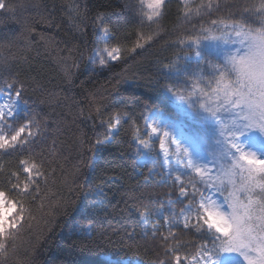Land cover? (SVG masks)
Here are the masks:
<instances>
[{
  "label": "trees",
  "instance_id": "1",
  "mask_svg": "<svg viewBox=\"0 0 264 264\" xmlns=\"http://www.w3.org/2000/svg\"><path fill=\"white\" fill-rule=\"evenodd\" d=\"M200 2L189 0V7ZM220 2V11L185 19L182 0H166L163 17L152 22L139 15V0H5L14 12L0 10V65L10 70L3 75L19 74L27 88L28 104L23 112L35 115L45 131L29 149L0 152V184L9 171L22 173V159L43 163L46 177L37 180L39 193L21 197L9 192V196L29 203L31 216L26 214L24 227L14 241H8L14 248L7 264H151L164 258L161 242L144 229L129 207L132 201L127 194L138 184L144 185L137 189L148 194L144 203L164 205L167 210L168 201L177 199V189L165 182L159 160L154 164L138 161L133 124L142 132L144 117L152 110L175 114V104L180 102L166 93L165 85L187 90L190 84L184 76H170L164 65L197 67L196 49L187 46L188 37L204 41L207 33L203 30L213 27L211 21L237 18H230L229 12L243 7L258 9L262 0ZM69 8L77 9L79 20ZM142 10L148 11L146 6ZM49 13L58 28L41 22ZM101 14L115 33L110 46L119 44L122 49L121 59L105 66L92 59L93 51L102 45L96 19ZM74 21L81 24L83 32L73 27ZM29 28L35 31L29 32ZM221 30L213 28L217 35ZM49 37L53 42H46ZM66 45H75L72 57L78 66L73 67L72 60L64 63L63 58L69 55ZM200 68L206 79L212 78V69L204 68L203 62ZM37 83L43 88L36 87ZM115 113L121 114L120 125L106 141V122ZM185 123L188 131H200L197 122ZM98 140L102 143L97 144ZM152 168L155 171L150 177ZM25 178L22 174L21 179ZM97 184L103 187V201L92 194ZM89 220L93 228L86 229ZM158 221V233L165 232L163 220ZM181 238L200 239L186 232Z\"/></svg>",
  "mask_w": 264,
  "mask_h": 264
},
{
  "label": "snow or ice",
  "instance_id": "2",
  "mask_svg": "<svg viewBox=\"0 0 264 264\" xmlns=\"http://www.w3.org/2000/svg\"><path fill=\"white\" fill-rule=\"evenodd\" d=\"M139 3L142 18L156 22L163 17L166 0H139ZM182 3L185 19L220 11L223 7L220 0H201L195 8L189 7V0ZM144 6L148 11L142 10ZM0 10L13 13L14 7L0 0ZM69 11L80 19L77 9L69 8ZM233 16L237 18L211 21L213 27L203 30L207 33L203 37L207 44L200 37L187 38V46L196 49V68L178 63L164 65L170 76H184L190 84L187 90H174L165 85L166 93L180 102L176 104L175 114L154 112L144 117L146 129H150L144 138L133 124L136 154L141 161L155 163L152 142L153 137L159 139L163 166L168 170L165 182L177 189L176 201L168 203L183 205L166 211L164 205L145 204L148 194L137 191L144 187L139 184L127 194L132 201L129 207L144 228L150 229L152 236L161 242L159 247L164 258L156 264H264V0L258 9L243 7L235 13L229 12V17ZM96 19L100 21L98 41L103 46L95 59L105 66L109 61L120 60L122 49L119 44L110 46L115 33L104 23L103 15ZM41 22L59 27L52 13L42 16ZM73 27L84 31L75 21ZM213 28L223 30L217 35ZM41 39H45L43 34ZM46 42L53 39L49 37ZM179 43L184 44L185 40ZM65 47L69 55L63 58L64 63L72 60V66H78L72 57L75 45ZM137 47L143 45L137 44ZM201 62L204 68L212 69L211 79L205 78ZM0 69V93L3 94L0 152L9 154L29 149L42 138L45 128L35 115L22 112L21 105L26 106L28 100L25 99L26 84L18 79L19 74L5 77L3 73L10 72L9 67L0 65ZM36 87L43 88V85L37 83ZM50 96L55 98L54 93ZM95 111L100 112V108L96 107ZM120 120L121 114L115 113L106 122V141L118 130ZM186 120L197 122L200 131H188ZM165 138L174 146L171 153L165 147ZM173 159L178 165L175 169L170 167ZM20 166L22 173L9 171L0 184V261L3 264H7L10 249L14 248L8 241H14L24 227L26 214L31 216L29 203L9 196V192L21 197L39 193L37 180L46 178L43 163L22 159ZM154 171L149 169L150 177ZM22 174L25 179H21ZM92 194L100 201L105 198L100 184L94 186ZM160 218L166 231L158 233L159 225L151 221ZM84 227L93 228V222L89 220ZM184 232L200 237L199 241L183 240ZM189 248L193 251H187Z\"/></svg>",
  "mask_w": 264,
  "mask_h": 264
},
{
  "label": "rangeland",
  "instance_id": "3",
  "mask_svg": "<svg viewBox=\"0 0 264 264\" xmlns=\"http://www.w3.org/2000/svg\"><path fill=\"white\" fill-rule=\"evenodd\" d=\"M202 43L203 44H207V43H209L208 41H202ZM103 45H101V46H99L98 48H96L94 51H93V60L95 61V62H97L98 63V61L95 59V57H96V53L99 51V48L100 47H102ZM235 46H238V45H233V47H235ZM102 54V53H101ZM3 99V94L2 93H0V100H2ZM174 102H177V101H175L174 100ZM177 104V103H176ZM176 104H175V107H176ZM21 109H22V112L24 111V110H26L27 109V105L25 106V105H21ZM154 112H162V111H158V110H152L151 112H149L148 114H147V116H150L152 113H154ZM164 113V112H163ZM166 114V113H165ZM168 115V114H167ZM148 131H150V129H146V125H145V122H144V129H143V131L142 132H139V135L141 136V138H144V136L146 135V133L148 132ZM115 132V131H114ZM113 132V133H114ZM134 141H135V139H134ZM159 144H160V141H159V139L158 138H156V137H153V142H152V154H153V156H155V161L156 160H159V162L162 164V167H163V172H162V174H163V177L165 178L166 176H167V169L163 166V153H162V151L160 150V146H159ZM165 147L166 148H169V151H170V153L172 152V151H174V146H171L170 144H169V142L167 141V139L165 138ZM136 156H137V154H136ZM137 159H138V157H137ZM138 161L140 162V163H144V162H146V161H141L140 159H138ZM170 167L171 168H173V169H175L176 167H178V165L176 164V162H175V159H173V161H172V164L170 165ZM161 173V172H160ZM173 174H175V173H173ZM221 199H222V197H220ZM177 208V206L176 205H174V204H171V205H169V208ZM178 209V208H177ZM167 211V210H166ZM160 219H162V218H160ZM163 220V219H162ZM151 223H153V224H158L159 226H160V221H158L157 219H153L152 221H151ZM163 225H164V221H163ZM145 229V228H144ZM146 230V229H145ZM147 230H150V229H147ZM242 259V258H241ZM133 264H139V262L138 261H135ZM151 264H156V263H151Z\"/></svg>",
  "mask_w": 264,
  "mask_h": 264
}]
</instances>
